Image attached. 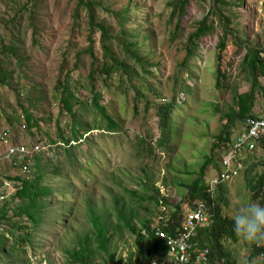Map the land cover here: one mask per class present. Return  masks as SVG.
I'll list each match as a JSON object with an SVG mask.
<instances>
[{
	"label": "rangeland",
	"instance_id": "1",
	"mask_svg": "<svg viewBox=\"0 0 264 264\" xmlns=\"http://www.w3.org/2000/svg\"><path fill=\"white\" fill-rule=\"evenodd\" d=\"M225 1L231 3L224 16L231 20L232 34L226 36V49L218 64L217 44L223 28L211 13V0H189L180 17L171 15L178 6L176 0H96L98 21H105L114 34L122 31L137 37L132 41L136 40L147 62L144 70L134 59L128 63L138 74L133 84L139 81L148 87L147 104L134 101L133 88L126 82L119 84L125 81L119 73L107 83L96 80L99 102L117 125L109 130L89 102V59L83 53L89 33L86 9L78 8L77 0H0V64L8 78L0 85V131L9 128L15 145L30 147L43 142L27 175L10 168L3 159L6 147L0 148V194H8L0 206L6 207L9 217L16 211L21 202L15 193L22 181L39 176L41 187L57 188L56 197L50 194L45 219L34 230L29 228L30 246L24 253L2 254L0 264H78L70 254L77 239L85 235L93 250L91 261L105 264V254L93 239L96 231L88 210L107 229L108 251L125 260L135 250L134 237L119 227L123 222L117 216L119 210L139 226V219H157L159 209L150 201L153 185L174 205L184 194L179 184L196 178L210 155L214 164L206 168V177L215 174L222 150L211 154L212 146L222 145L226 138V115L235 111L234 92L245 93L250 87L242 67L247 49L263 50L264 60V0ZM121 8L129 11L122 25L115 16ZM205 17L215 29L196 42L193 54L187 57L188 35ZM92 38L101 60L99 33L94 32ZM217 65L225 75L220 89L215 87ZM59 82L73 95L74 117L62 110ZM259 82L264 86V74ZM172 100L176 125L163 150L156 145L160 137L158 107ZM255 105L254 110L264 115L261 96ZM26 113L36 127H28ZM241 127V122L235 123L230 138L235 139ZM245 156L249 157L245 170L257 165L250 175L260 173L261 148ZM245 170L223 185L227 204L223 217L230 218L249 201L260 203L252 198ZM6 181L10 187L4 186ZM16 222L31 226L26 216H12L9 223L0 224L7 244L17 235L25 237L24 229L12 227ZM243 244L233 248L238 250ZM244 255L242 251L240 256Z\"/></svg>",
	"mask_w": 264,
	"mask_h": 264
},
{
	"label": "trees",
	"instance_id": "2",
	"mask_svg": "<svg viewBox=\"0 0 264 264\" xmlns=\"http://www.w3.org/2000/svg\"><path fill=\"white\" fill-rule=\"evenodd\" d=\"M211 1V13L215 17L219 18L220 25L223 28L222 38H220L217 44V61L219 64L222 59V53L226 49V36L232 34V30L229 28L231 20L230 18L224 16L226 7L231 5V3H227L225 0ZM188 2L189 0H176L178 6L172 10L171 15L177 17L182 16ZM96 3V0H77V7H84L87 11V26L89 33L87 35V47L84 49L83 53H85L89 59V73L87 75L88 92L91 96L89 102L95 113H97L101 119L107 122V128L109 130H113L117 128V125L112 121L104 106L99 102L101 93L96 89V80L99 79L101 82L107 83L113 74L119 73L121 78H125V81H119V84L124 85L126 82L133 88L134 101H144L145 104H147V96L145 93L148 92V87H145L144 84H141L137 80L136 81L138 84H133L134 77L138 74L131 66L128 65L130 62L129 60L134 59L139 65L140 69L144 70L147 62L140 54V49L137 46L136 40L132 41V39H136L137 37L133 38L131 34H127L122 31H120L118 34H114L110 27L106 25L105 21H98V19L95 17ZM128 12V8H121L115 13L116 19L120 25H122L128 19ZM214 29V23L212 21L208 22L207 17L203 18L200 22H197L194 30L188 35L187 38L188 42L186 44V56H191L193 54L194 45H196V42H198L202 37L212 33ZM94 32L99 33L100 49L102 51L103 57L101 60L97 59L94 51L95 43L92 38ZM261 53H263V50H259L255 47L247 49V52L242 60V67L243 70L247 71L245 77L247 82L250 84L249 90L241 94L237 91L234 92L233 102L235 105V111L226 115V138L223 140L224 142L222 145H219V142L213 144L211 154L215 150L219 149L222 150V153H225L230 148L232 144L230 130L235 123H242L247 117L257 118L261 116L258 113H254V106L258 96H261L264 99V86L259 82V76L264 74V60L261 57ZM63 63H65V60H63ZM215 73V87L220 89L222 88L225 75L223 72H221L218 65L216 67ZM7 80L8 78L3 72L0 64V85H5ZM58 90L60 91V103L62 105V110L74 117L72 112V100L74 98L71 91L67 90L65 84L62 82H59ZM175 107L176 106L173 105V100L170 103H165L158 107V126L160 137L156 145L163 150L168 148V140L170 139L171 128L175 127L176 125L175 116L173 115ZM25 118L30 129L36 127V124L31 123V118L28 113H26ZM94 129L98 130L97 128ZM261 149L264 152V141L261 144ZM248 158V156H243L241 161L243 168L239 170V175L243 170L246 169ZM212 163L214 164L211 155L206 157L197 172L196 178H194L188 184H179V187L184 190V194L179 199V202L175 205H169V203H167L168 200L160 195L159 189L154 187V185L153 189H149L152 190L150 201H152L154 206L157 208L159 207V202L161 201L164 204V207H166L168 213L163 212L162 210L159 211L158 213H160L161 216L158 220H155L152 217L144 218L142 220L139 219V226L132 223L133 218H124L125 220L121 222L119 227L126 229V231L134 237L135 247L134 252L128 254L125 260L122 258L116 259V254L110 253L108 251L107 244L109 242V238L107 237V229L105 227L99 226L96 220L97 218L93 212H89L88 210L89 219L91 220L94 231H96L93 239L96 240L98 250L104 252L106 257L104 263L150 264L157 259L158 262H160V258H163L167 255V247L163 240H160L155 236L153 228L158 226L161 231L170 234L172 237H176L181 231V226L185 219L181 211L183 206L187 205L192 208L195 203L200 201L203 202L206 208L205 212L209 215L210 223L206 227H203L199 230L196 228L195 236H197V238H195L193 243L194 245L197 244V248L207 250V262L205 264H264V246L257 247L246 242L251 245L250 248H247L248 245L245 243V241L238 238L234 233L231 218L222 216L223 207L227 205L225 202L223 185L229 181L220 182L217 186H215L214 192L208 191L209 180L213 178V176L208 179L205 172L206 168ZM215 166L218 167V173L216 174L219 176L220 163H215ZM261 166L262 170L260 173L250 175V172L253 169L255 170L257 165H252L248 170H245L244 173L246 178L249 175L247 178V185L250 193L252 194V198L256 200L259 199L260 203H264V161H262ZM54 173L57 174L58 171L55 170ZM39 179L40 178L38 176L35 177L31 182H21L20 187L15 193V196L20 200L21 204L14 213L10 214V217L8 216V210L6 207L0 206L1 225L9 223L12 216L17 219L26 216V220L31 223V226L28 224L20 225L17 222L11 224L13 228L16 227L17 229H24L25 237L23 239L17 235L15 236V240H11L9 244H7L6 239L4 240L3 233H0L1 258L2 254L5 255V253H7V256L13 255V252L15 251L24 253L25 248L30 246L31 233L29 228L31 227L32 230H34L45 219L43 218V213L48 206L50 194L52 193L53 196L56 197L55 193L57 192V188L52 189L47 185L41 187L39 185ZM163 183H165V180H163ZM65 190L67 191V187ZM42 199L43 202H41ZM41 210L42 212L40 213ZM153 224L154 226L152 227ZM242 242L244 243V246L239 245L238 250L233 248V246ZM242 251H245L243 258L240 256ZM70 255L72 261L75 263L94 264L91 261L93 250L92 247H90V238L87 235H85L83 238H78L76 241V247ZM197 262V256L191 254L187 264H197ZM16 263H19V261L17 260Z\"/></svg>",
	"mask_w": 264,
	"mask_h": 264
},
{
	"label": "built area",
	"instance_id": "3",
	"mask_svg": "<svg viewBox=\"0 0 264 264\" xmlns=\"http://www.w3.org/2000/svg\"><path fill=\"white\" fill-rule=\"evenodd\" d=\"M264 141V117L246 118L244 128L237 135L233 144L226 151L221 159V172L218 177L209 181V192H214L215 186L220 182L230 181L239 175V170L243 168L241 161L243 156L255 152ZM6 147L4 160L8 161L13 169H17L22 174L29 172V159L39 150V145L32 150L24 146H14L10 141V131L3 129L0 131V147ZM5 187H10L11 183L4 182ZM7 195H0V202L4 201ZM185 219L182 223V232L176 237H166L158 232L160 237H166L167 245L171 254L178 255L172 264H187L190 258L191 244L189 243L195 237V230L198 226H203L208 221V215L205 212L203 204H197L192 211L184 207ZM200 259V260H199ZM199 262L205 259L204 254L199 256ZM150 264H159L157 260Z\"/></svg>",
	"mask_w": 264,
	"mask_h": 264
},
{
	"label": "clouds",
	"instance_id": "4",
	"mask_svg": "<svg viewBox=\"0 0 264 264\" xmlns=\"http://www.w3.org/2000/svg\"><path fill=\"white\" fill-rule=\"evenodd\" d=\"M259 117H264L263 115L262 116H259ZM248 118V117H247ZM245 120H246V118H245ZM245 120L242 122V127H241V129H240V131L238 132V134L239 133H241L242 132V130H243V128H244V122H245ZM4 129H8L9 131H10V129L9 128H4ZM3 130V129H2ZM237 134V135H238ZM237 137V136H236ZM235 137V138H236ZM235 139H233V137H232V144H233V141H234ZM10 141H11V132H10ZM12 143V142H11ZM13 144V143H12ZM42 144H43V142H39V143H37V144H35V145H33V146H30V147H27V146H25V145H15V144H13L14 146H24V147H26L27 149H29V150H32L35 146H38L39 145V150L37 151V152H35L33 155H32V157H31V159H29V168H30V163H31V160L35 157V155L36 154H38L39 152H40V150L42 149ZM231 144V145H232ZM0 148H2V147H0ZM260 148H261V146H260ZM262 150V149H261ZM7 151V150H6ZM263 152V151H262ZM226 153V152H225ZM224 152L222 153V155H221V158H220V166H219V174H220V172H221V159H222V157H223V155L225 154ZM1 161V160H0ZM9 166H10V168H12L11 167V165L9 164ZM14 170H17V169H14ZM29 173V172H28ZM27 173V174H28ZM216 173H218L217 171L215 172V174H213L212 176H213V178H215V177H218L217 176V174ZM213 178H211V179H213ZM236 178V177H235ZM235 178H233V179H235ZM210 179V180H211ZM232 179V180H233ZM209 180V181H210ZM232 180H230V181H232ZM229 181V182H230ZM10 182V181H9ZM159 189V192H160V195L162 196V197H165L166 198V195H164V192H163V190L162 189H160V188H158ZM0 195H8V194H6V193H4V194H0ZM7 198V197H6ZM5 198V199H6ZM4 199V200H5ZM142 198L141 197H139V199L137 200V201H139L140 202V200H141ZM168 200V199H167ZM167 203H168V201H167ZM197 204H203V202H197V203H195L194 204V206L191 208V207H189V206H187V205H184L183 206V208H182V213H183V215H184V207H188V210L189 211H192V210H194L195 209V207H196V205ZM152 205L154 206V204L152 203ZM175 205V204H174ZM203 206H204V204H203ZM157 208V207H156ZM157 209H159V211H163V212H166V213H168V211L166 210V207H164V204L160 201L159 202V207L157 208ZM204 209H206L205 208V206H204ZM158 213V212H157ZM207 214V213H206ZM208 215V214H207ZM117 216L120 218V219H122V220H125L124 218H130V217H127L126 215H124L123 213H122V211L121 210H119L118 212H117ZM160 213H158V216H157V219H155V220H158L159 218H160ZM184 218H185V215H184ZM231 220H232V224H233V231H234V233L236 234V236L238 237V238H240V239H242L243 241H245V242H248V243H250V244H253V245H255V246H257V247H261V246H264V203H257V202H253V201H249V202H247V203H245L242 207H239L235 212H234V214H232L231 215ZM210 223V219H209V215H208V221L203 225V226H198L197 228H198V230L199 229H201V228H203V227H206L208 224ZM154 226V224L152 225V227ZM182 227V226H181ZM153 230H154V234H155V236L157 237V238H159L160 240H163L164 241V243L166 244V247H167V255L165 256V257H163V258H160V262H158L159 264H172L173 262H174V259L178 256V255H176V254H171L170 253V248H169V246L167 245V242H166V237H172L170 234H168V233H166V232H163V231H161L159 228H158V226H155L154 228H153ZM158 232H161V233H163L166 237H160V236H158L157 235V233ZM182 232V228H181V231L179 232V234ZM178 234V235H179ZM195 234H196V232H195ZM177 235V236H178ZM197 235H198V233H197ZM176 236V237H177ZM176 237H172V238H176ZM195 238H197V236H195L189 243L191 244V250H190V255L192 254V255H195V256H197V258L199 259V256L201 255V254H204V257H205V259L203 260V261H201V262H199V260H197L198 262H197V264H205L206 262H207V258H206V256H207V250H203V249H201V248H197V244L196 245H194V240H195ZM194 253V254H193ZM155 261V260H154ZM157 261H158V259H157Z\"/></svg>",
	"mask_w": 264,
	"mask_h": 264
},
{
	"label": "crops",
	"instance_id": "5",
	"mask_svg": "<svg viewBox=\"0 0 264 264\" xmlns=\"http://www.w3.org/2000/svg\"><path fill=\"white\" fill-rule=\"evenodd\" d=\"M256 104V103H255ZM256 106V105H255ZM255 106H254V108H255ZM260 111V110H259ZM254 113H258V112H256L255 110H254ZM261 116L263 115V114H260ZM264 116V115H263Z\"/></svg>",
	"mask_w": 264,
	"mask_h": 264
}]
</instances>
